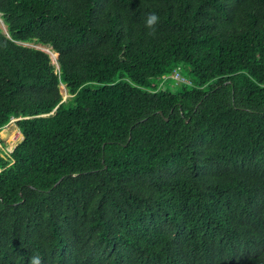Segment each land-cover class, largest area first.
I'll use <instances>...</instances> for the list:
<instances>
[{
  "label": "trees",
  "instance_id": "obj_1",
  "mask_svg": "<svg viewBox=\"0 0 264 264\" xmlns=\"http://www.w3.org/2000/svg\"><path fill=\"white\" fill-rule=\"evenodd\" d=\"M1 14L0 129L25 138L0 153V264H264V0Z\"/></svg>",
  "mask_w": 264,
  "mask_h": 264
},
{
  "label": "rangeland",
  "instance_id": "obj_2",
  "mask_svg": "<svg viewBox=\"0 0 264 264\" xmlns=\"http://www.w3.org/2000/svg\"><path fill=\"white\" fill-rule=\"evenodd\" d=\"M1 18H2V14H1ZM2 20L4 21L3 18H2ZM2 20L0 19V26L2 27V29L5 32H7V25L5 24V22H2ZM26 44L30 45V46H36L38 48H42V49L46 50L47 52L50 53V55L54 61L52 52L50 50V49H52V47H48V46L41 45V44H36L34 42L26 43ZM54 62L56 64L58 63L57 61H54ZM179 72L182 76L186 77L187 79L190 78L188 66L183 67L181 69V71H179ZM158 82H161V86H163V85H165L166 87L170 86L175 91L181 89V87H182L181 81L175 79L174 77H170L168 79H162V81H158ZM61 90H62V93L64 95V100H66L72 96L68 92L65 84L61 85ZM18 119L19 118H17V117L13 118L6 126L3 127L4 129L8 130L7 134H3V130H2L3 128L0 129V153L6 157H8V154H10L13 151L15 146L18 145L23 140L22 131H21V129L17 123Z\"/></svg>",
  "mask_w": 264,
  "mask_h": 264
},
{
  "label": "clouds",
  "instance_id": "obj_3",
  "mask_svg": "<svg viewBox=\"0 0 264 264\" xmlns=\"http://www.w3.org/2000/svg\"><path fill=\"white\" fill-rule=\"evenodd\" d=\"M160 18L158 16V14L151 12L148 13L144 19H143V23H144V27L148 30V35L150 36H155L156 32H157V25L159 24ZM29 264H42V260L41 257L38 255H33L30 259H29Z\"/></svg>",
  "mask_w": 264,
  "mask_h": 264
},
{
  "label": "built area",
  "instance_id": "obj_4",
  "mask_svg": "<svg viewBox=\"0 0 264 264\" xmlns=\"http://www.w3.org/2000/svg\"><path fill=\"white\" fill-rule=\"evenodd\" d=\"M174 76L176 79L180 80V81H185V77H183L180 73H175Z\"/></svg>",
  "mask_w": 264,
  "mask_h": 264
},
{
  "label": "bare ground",
  "instance_id": "obj_5",
  "mask_svg": "<svg viewBox=\"0 0 264 264\" xmlns=\"http://www.w3.org/2000/svg\"><path fill=\"white\" fill-rule=\"evenodd\" d=\"M0 19L2 20V18H1V16H0ZM2 22H3V20H2ZM5 27V26H4ZM51 50V52H52V55H53V58H54V61H57V53H56V51L55 50H53V49H50Z\"/></svg>",
  "mask_w": 264,
  "mask_h": 264
},
{
  "label": "water",
  "instance_id": "obj_6",
  "mask_svg": "<svg viewBox=\"0 0 264 264\" xmlns=\"http://www.w3.org/2000/svg\"><path fill=\"white\" fill-rule=\"evenodd\" d=\"M58 56H59V54H58ZM57 62H58V60H57ZM57 64H58V66H59V63H57ZM161 113H162V112H161ZM22 134H23V132H22ZM24 138H25V135L23 134V139H24ZM16 146H17V145H16ZM16 146H15V148H16ZM15 148H14V149H15ZM14 149H13V150H14Z\"/></svg>",
  "mask_w": 264,
  "mask_h": 264
}]
</instances>
